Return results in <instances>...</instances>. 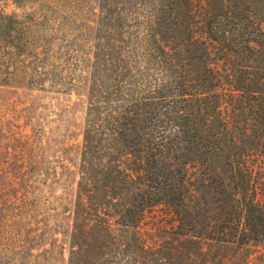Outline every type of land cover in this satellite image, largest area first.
<instances>
[{
	"label": "trees",
	"instance_id": "1",
	"mask_svg": "<svg viewBox=\"0 0 264 264\" xmlns=\"http://www.w3.org/2000/svg\"><path fill=\"white\" fill-rule=\"evenodd\" d=\"M201 11L207 37L240 56L237 89L264 127V0H100L94 43L87 27L75 29L89 25L85 16L49 9L19 18L0 7L3 82L89 92L68 264H80L78 234L89 243L87 264L98 256L122 264L158 204L171 207L185 236L239 247L264 238L263 170L235 150L220 101L207 91L221 80L211 69L192 73L182 54L197 49L192 21ZM191 159L218 193L212 210L190 201ZM30 218L5 208L0 264H42L24 246Z\"/></svg>",
	"mask_w": 264,
	"mask_h": 264
},
{
	"label": "rangeland",
	"instance_id": "2",
	"mask_svg": "<svg viewBox=\"0 0 264 264\" xmlns=\"http://www.w3.org/2000/svg\"><path fill=\"white\" fill-rule=\"evenodd\" d=\"M46 2L0 0V7L19 18L35 12L45 14L49 9L76 20L77 16H85L89 25L86 22L73 28L80 32L79 27H83L82 31L87 27V36L95 42L100 0H54L44 6ZM204 19L201 11L192 21L197 49L182 54L192 73L205 68L204 73L210 76L211 69L221 80H212L217 85L207 91L215 93L220 101L223 117L231 125L229 137L238 145L235 150L247 151L264 175V127L235 81L241 58L207 37ZM89 100L86 87L63 91L0 79V219L7 207L31 216L22 224L26 226L24 246L39 253L42 264H68ZM124 161L132 162L126 156ZM187 170L195 211L212 210L218 193L206 179L203 167L191 159ZM175 219L174 211L165 204L148 207L136 230L140 246L136 252L129 249L122 264H264V238L239 247L206 237L185 236L178 233ZM77 241L82 246L80 264H87L91 255L86 236L78 234ZM91 259L95 264H107L110 258Z\"/></svg>",
	"mask_w": 264,
	"mask_h": 264
}]
</instances>
